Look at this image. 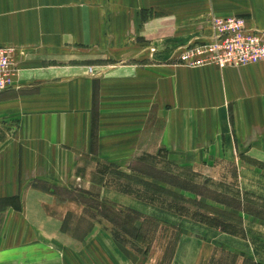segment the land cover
I'll return each instance as SVG.
<instances>
[{
	"label": "crops",
	"instance_id": "obj_1",
	"mask_svg": "<svg viewBox=\"0 0 264 264\" xmlns=\"http://www.w3.org/2000/svg\"><path fill=\"white\" fill-rule=\"evenodd\" d=\"M227 1L251 11L250 29H264V0ZM189 4L0 0V45L20 54L13 85L0 92V200L15 199L0 207V264H142L102 224L76 240L63 228L80 214L69 212L76 202L46 189L91 191L100 165L124 170L160 152L180 166L225 159L240 170L232 155H245V168L262 162V191L246 187L264 200V64L155 59L207 36L184 28L198 15Z\"/></svg>",
	"mask_w": 264,
	"mask_h": 264
},
{
	"label": "rangeland",
	"instance_id": "obj_2",
	"mask_svg": "<svg viewBox=\"0 0 264 264\" xmlns=\"http://www.w3.org/2000/svg\"><path fill=\"white\" fill-rule=\"evenodd\" d=\"M189 2L190 12L198 15L188 19L184 28L189 29L188 35L208 32L207 36L192 37L193 40L175 46L173 57L155 59L189 68L264 64L261 59L218 67L199 61L207 52L183 61L181 55L186 51L216 39L212 19L236 18L250 29L246 18L251 11L229 9L231 3L227 0ZM165 29L164 25H158L157 43L164 39ZM162 49H157V53H162ZM233 156L237 165L243 162V169H236L225 159L212 164L208 159L205 161L208 165L189 168L167 161L165 154L159 152L132 159L124 170L111 164L100 165L94 175L99 186L88 192L64 187L46 189L62 200L76 202L69 212L80 214L69 215L63 223V228L76 240L92 222L102 224L142 264H261L264 263V200L246 186L262 191V162H255L259 168L252 170L245 168V155ZM4 204L15 205V199H1L0 207Z\"/></svg>",
	"mask_w": 264,
	"mask_h": 264
},
{
	"label": "built area",
	"instance_id": "obj_3",
	"mask_svg": "<svg viewBox=\"0 0 264 264\" xmlns=\"http://www.w3.org/2000/svg\"><path fill=\"white\" fill-rule=\"evenodd\" d=\"M211 23L217 33L216 39L189 49L181 55L183 61L202 56L205 52L208 54L199 61L211 62L218 67L264 59V31L248 29L241 20L231 17L212 19ZM19 57L15 46L0 45V92L12 86ZM86 73L93 74L91 66L86 67Z\"/></svg>",
	"mask_w": 264,
	"mask_h": 264
},
{
	"label": "trees",
	"instance_id": "obj_4",
	"mask_svg": "<svg viewBox=\"0 0 264 264\" xmlns=\"http://www.w3.org/2000/svg\"><path fill=\"white\" fill-rule=\"evenodd\" d=\"M133 238H135V237H133Z\"/></svg>",
	"mask_w": 264,
	"mask_h": 264
}]
</instances>
